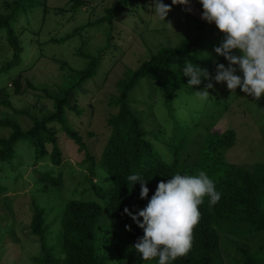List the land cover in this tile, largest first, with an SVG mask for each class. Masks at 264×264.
Instances as JSON below:
<instances>
[{
  "label": "rangeland",
  "instance_id": "374dc122",
  "mask_svg": "<svg viewBox=\"0 0 264 264\" xmlns=\"http://www.w3.org/2000/svg\"><path fill=\"white\" fill-rule=\"evenodd\" d=\"M15 1L0 0V15L12 16L10 23L24 44L21 62L12 67L9 74L19 78L24 93L14 94L9 80L4 78L1 82L2 77H6L2 74L0 85L5 83L6 90L0 86V121L12 115L21 127L31 126L30 115L40 117L52 109L53 98L47 97V92L59 95L61 87L70 86L77 77L75 72H66V69L86 67L88 60L78 53L97 56L96 74L77 83L68 97L69 103L76 101L84 108L83 113L65 108L67 121L78 131L86 149L96 157L110 134L107 118L117 112L118 106L111 104V98L118 95L117 81L127 71L137 68L151 52L163 46H175L184 37L209 29L173 9L175 6L168 12L166 21L160 20L150 9L151 0H129L126 9L110 25L99 20L116 0H83L78 8H73L72 0H32L35 5L23 3V9L16 13L13 12ZM222 39V33L210 31L201 59L217 57L213 48ZM207 53V57L203 56ZM233 53L240 54L238 50ZM11 55L6 33L1 30L0 68ZM200 67L203 68V63ZM235 74H241L239 69ZM26 80L33 87L27 86ZM212 90L214 93L205 100L198 99L196 92L191 91L171 102L176 118L187 116L185 123L182 121L188 130L182 159L193 163L208 132L221 133L230 129L234 132V141L224 150V161L252 172L256 165L264 164V94L256 99L243 93L239 86L232 92L224 82H215ZM215 95L218 102L214 101ZM129 99L131 109L140 116L145 129L152 131L147 137L154 148L165 155L173 141L175 122L167 116L162 93L152 80L143 78L129 92ZM5 101L10 107L4 104ZM180 106L186 110L178 114ZM23 109L27 114L21 113ZM54 126L62 151L59 165H54L49 157L35 161L31 148L24 142L16 146L12 163L0 164V183L5 187L0 197V264H35L41 255L38 236L30 231L34 205L44 208V236L48 244L55 242V254L59 257V238L56 236L61 232L60 217L64 205L69 200L100 201L90 188L89 180L100 183L101 179L91 178L84 151L63 133L60 125L55 123ZM10 131V127L0 123V136H7ZM50 148L47 145V149ZM45 171L53 178H59V184L51 186L49 182L39 181L40 173ZM219 236L224 264H240L235 246H243L249 251L260 250L253 237L230 233ZM97 241V251L104 256L105 264H149L132 247L133 243L124 231L108 222L99 225Z\"/></svg>",
  "mask_w": 264,
  "mask_h": 264
},
{
  "label": "trees",
  "instance_id": "16d2710c",
  "mask_svg": "<svg viewBox=\"0 0 264 264\" xmlns=\"http://www.w3.org/2000/svg\"><path fill=\"white\" fill-rule=\"evenodd\" d=\"M42 2L44 5L45 2ZM190 2L202 10L199 0H190ZM23 3L27 6L35 5L32 0H16L13 12L22 10ZM82 3L83 0H72L73 8H78ZM163 3L171 5V8L175 6L173 9L180 10L193 21L206 25L209 29L192 37L186 36L175 46H163L151 52L137 68L127 71L124 77L117 81L118 95L111 98V104L118 106L117 112L110 114L107 118L110 134L98 157L86 149V144L78 131L67 121L65 112V108H68L73 109L77 114L83 113L84 108L80 107L76 101L73 104L69 103L68 97L77 83L85 82L96 74L99 62L97 56L84 52L78 53L79 56L88 60L86 67L80 70L66 69L68 70L66 72H75L77 77L70 86L61 87L59 95L53 96L47 92V97L53 98L52 109L40 117L30 115L31 126L21 127L12 115L0 121L3 126L11 128L7 136H0V164L12 163L15 159L16 146L19 142H24L31 148L35 161L49 157L54 165H59L62 160V151L53 128L57 123L63 133L78 145L79 150L84 151V159L89 163L88 172L91 178L93 176L101 179V184L91 179L89 181L96 198L102 202L92 199L69 200L64 205L60 217L61 232L56 236L57 239L59 238L58 253H61L59 257L55 254V242L48 244L44 236L46 228L44 208L34 205L30 231L38 236L41 250V255L35 264H105L104 256L97 251V236L101 223L108 222L110 226L122 229L134 244L136 239L143 235V230L123 212V209L128 207L135 213L145 207L148 198L154 193L157 183L161 180L167 181L176 173L197 175L200 171H204L214 181L216 190L220 193V199L215 205L209 206V198L204 197V202L198 206L200 217L193 228L191 248L186 255L178 257L173 264H224L219 246L220 233L253 237L260 245L259 251H249L243 246L234 247L240 255V264H264V164L256 165L254 170L249 172L224 161L223 152L234 141V132L230 129L221 133L208 132L198 148L196 160L193 163L182 159L181 152L188 142L186 137L188 130L183 124L187 116L179 115V118H176L171 104L173 99L178 100L182 95L191 94V91H196L197 88L203 89L208 82L201 78V84L193 86L192 89L186 84L189 78L180 72L184 64L190 61L200 67L203 63V68L210 74L209 79L215 74L216 63L227 66L228 62L222 56L201 59V55L206 50L209 32L219 30L212 24L192 17L181 5H172L171 0H163ZM128 4L129 0H116L105 9V14L99 21H105L110 25ZM43 11L46 12V5ZM11 19V15H0V31L4 30L12 49L10 60L0 68V77L6 74L1 82L4 78L6 81L9 80L13 86V93L20 95L24 93V89L19 78H16L15 74H9L12 67L21 62L24 44L15 34L10 23ZM143 78H148L155 83L167 106V116L172 117L175 122L173 141L169 143L168 152L165 155L154 148L147 137L152 131L145 129L146 126L142 123L140 116L130 107L129 92ZM211 82L214 85L215 81ZM25 83L33 87L31 82L26 80ZM5 87L4 83L1 89L5 91ZM208 91L210 97L214 91L212 88ZM218 100V96L215 95L214 101L218 102ZM4 104L10 107L7 101ZM178 109V114L186 110L184 106ZM23 112L27 114L25 109L21 111ZM47 145H50V150L47 149ZM132 174L146 180V186L149 189L146 198L139 197V182L132 186V182L126 181V178ZM39 181L49 182L51 186L59 184V178H53L47 171L40 173ZM4 191L5 187L0 183V197ZM126 225L130 226V230L126 229ZM116 246L120 252L118 245ZM148 262L156 264L155 259Z\"/></svg>",
  "mask_w": 264,
  "mask_h": 264
},
{
  "label": "clouds",
  "instance_id": "9594fccd",
  "mask_svg": "<svg viewBox=\"0 0 264 264\" xmlns=\"http://www.w3.org/2000/svg\"><path fill=\"white\" fill-rule=\"evenodd\" d=\"M190 0H171L172 5H188ZM202 6L201 18L214 23L223 34V39L213 50L227 62L215 64V74L210 77L207 69L190 61L180 69L187 83L201 84V78L208 81L204 88L196 90L198 99L205 100L214 87L211 81L224 82L227 89L235 92L239 86L243 93L259 99L264 94V0H199ZM152 13L166 21L171 5L163 0H151ZM186 11H191L186 8ZM238 50L239 55L233 53ZM209 54L203 55L207 57ZM237 69L240 75L235 74ZM126 181L132 186L140 183L139 197L148 196L146 180L136 174L129 175ZM207 196L209 206L220 199L214 181L204 171L197 175L176 173L167 181H159L147 204L135 213L128 207L123 209L143 235L138 237L132 247L141 255L143 261L156 260V264H173L186 255L192 242V232L198 223L199 205ZM142 218V219H139ZM130 230V226L126 225Z\"/></svg>",
  "mask_w": 264,
  "mask_h": 264
},
{
  "label": "water",
  "instance_id": "95a60500",
  "mask_svg": "<svg viewBox=\"0 0 264 264\" xmlns=\"http://www.w3.org/2000/svg\"><path fill=\"white\" fill-rule=\"evenodd\" d=\"M182 6V5H181ZM184 9H186V8H190L191 9V11H187L192 17H194V18H196V19H198V20H200V21H202V22H206L204 19H202L201 18V12H202V10H200V9H198L193 3H189L188 5H183L182 6ZM206 23H208V22H206ZM210 24V23H209ZM212 25H214L215 26V24L214 23H211ZM216 27V26H215Z\"/></svg>",
  "mask_w": 264,
  "mask_h": 264
}]
</instances>
